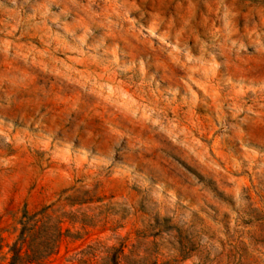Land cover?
Returning a JSON list of instances; mask_svg holds the SVG:
<instances>
[{"label": "rangeland", "instance_id": "rangeland-1", "mask_svg": "<svg viewBox=\"0 0 264 264\" xmlns=\"http://www.w3.org/2000/svg\"><path fill=\"white\" fill-rule=\"evenodd\" d=\"M58 235L40 264H264V0H0V264Z\"/></svg>", "mask_w": 264, "mask_h": 264}, {"label": "trees", "instance_id": "trees-1", "mask_svg": "<svg viewBox=\"0 0 264 264\" xmlns=\"http://www.w3.org/2000/svg\"><path fill=\"white\" fill-rule=\"evenodd\" d=\"M60 240V235L53 242V247L50 252L47 254H36L31 253L27 255H22L21 249L18 247L17 244H14L11 248V258L9 264H40L46 257H48L57 247V244Z\"/></svg>", "mask_w": 264, "mask_h": 264}]
</instances>
